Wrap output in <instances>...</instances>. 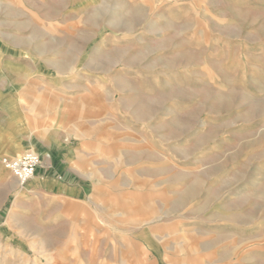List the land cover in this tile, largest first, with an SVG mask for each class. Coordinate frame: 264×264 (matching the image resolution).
Returning a JSON list of instances; mask_svg holds the SVG:
<instances>
[{
    "label": "rangeland",
    "instance_id": "374dc122",
    "mask_svg": "<svg viewBox=\"0 0 264 264\" xmlns=\"http://www.w3.org/2000/svg\"><path fill=\"white\" fill-rule=\"evenodd\" d=\"M32 140L89 194L17 187L2 158ZM41 240L80 248L56 264H264V0H0V264H47Z\"/></svg>",
    "mask_w": 264,
    "mask_h": 264
},
{
    "label": "crops",
    "instance_id": "0c3cea01",
    "mask_svg": "<svg viewBox=\"0 0 264 264\" xmlns=\"http://www.w3.org/2000/svg\"><path fill=\"white\" fill-rule=\"evenodd\" d=\"M58 130L59 129L54 128L52 129L53 132H50L55 134ZM76 136L81 137L82 135L77 134ZM51 139L48 141H51ZM65 141L71 143L69 138H66ZM37 144L36 141L32 140L28 145L31 149H36L35 151L38 153L40 150H43V153L39 154L41 159L49 166L45 167L40 164L36 168V175L29 180L31 181L32 186H34L41 194L59 195L71 199H81L89 194V179L82 176L77 168H75L74 155L71 148L66 146V143H62V141H54L48 144L47 142L44 147L37 146ZM8 170L15 177L12 171L10 169ZM26 184L23 185L25 191L27 190L25 187Z\"/></svg>",
    "mask_w": 264,
    "mask_h": 264
},
{
    "label": "built area",
    "instance_id": "2783aa9c",
    "mask_svg": "<svg viewBox=\"0 0 264 264\" xmlns=\"http://www.w3.org/2000/svg\"><path fill=\"white\" fill-rule=\"evenodd\" d=\"M2 162L24 185L34 177L36 168L41 164L42 159L39 153L30 150L20 155L5 156Z\"/></svg>",
    "mask_w": 264,
    "mask_h": 264
},
{
    "label": "bare ground",
    "instance_id": "6f19581e",
    "mask_svg": "<svg viewBox=\"0 0 264 264\" xmlns=\"http://www.w3.org/2000/svg\"><path fill=\"white\" fill-rule=\"evenodd\" d=\"M137 10V9H136ZM133 21V20H132ZM135 21V20H134ZM61 71V70H60ZM32 146V145H31ZM36 146V145H35ZM34 148V147H33ZM34 150V149H33ZM32 150V151H33ZM36 152V151H35ZM38 153V152H37ZM3 163V162H2ZM4 165V164H3ZM5 166V165H4ZM6 167V166H5ZM7 168V167H6ZM1 176H3L4 178H7V177H10L11 175H10V173L8 172V171H6V170H3L2 172H1ZM12 177V176H11ZM15 182H16V186L17 187H22L21 186V181H19L17 178H15ZM21 191L23 192L24 191V189H22L21 188ZM6 222V221H5ZM40 247H37V246H35V243H34V245H32L31 244V247H33V250H35L36 252H39V253H41L42 255H43V257H44V259L46 260V263L47 264H50V263H53V264H56L57 262H59V258L60 259H69L71 256H74V257H72V259H75L76 261L79 259H81L80 257H79V253L81 252V251H79V247H77V248H72L71 246H65V247H63L61 250H60V252H58L55 256H53V255H51L50 256V252H48V249H50L49 248V246L51 245V242L50 241H44V240H41L40 242ZM39 243H37L36 245H38ZM60 249V248H59ZM51 251V250H50ZM79 252V253H78ZM78 254V255H77ZM27 257V256H26ZM29 257V256H28ZM29 259V258H28ZM71 259V260H72ZM53 260H55V262L53 261ZM75 260H73V261H75ZM28 260L27 259H25V262H27ZM29 262V261H28Z\"/></svg>",
    "mask_w": 264,
    "mask_h": 264
}]
</instances>
